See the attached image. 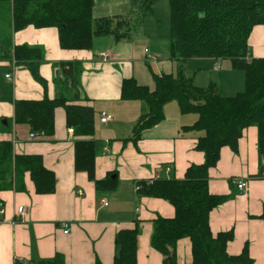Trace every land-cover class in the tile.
Instances as JSON below:
<instances>
[{
  "label": "crops",
  "instance_id": "obj_1",
  "mask_svg": "<svg viewBox=\"0 0 264 264\" xmlns=\"http://www.w3.org/2000/svg\"><path fill=\"white\" fill-rule=\"evenodd\" d=\"M102 1H95L94 26L102 19L113 20V27L118 21H128L136 5H141L140 0L139 4L137 0H112L102 6ZM7 31V36L0 34V141H12L17 155L41 156L45 167L56 174L57 189L53 194H38L30 173H26L25 191L0 192L4 205L0 214V264H37L57 254L64 255L67 264H95L97 259L112 264L116 233L133 227L135 221L140 223L137 264H165L164 256L152 247L153 221L175 217V208L163 199L140 196L138 183L183 180L189 167L205 162L204 153L196 150L198 137L204 133L186 131L185 127L196 123L197 115L182 114L178 103L172 101L163 108L165 119L135 138L134 128L149 109L143 101L124 100L122 83L134 78L140 85L153 88L155 75L175 74L174 64L184 68L189 61L210 60L214 65L227 64L218 87L226 96L234 97L245 91L244 73L230 61L213 59L164 64L159 56H151L149 49L136 53L128 40L117 41L112 34L96 36L90 50H66L60 45L56 28L29 26L13 32L7 27ZM25 45L42 49L39 69L44 85L14 60V47ZM249 47V59L264 58V25L253 28ZM76 62L81 64V73L75 89L68 84L61 64ZM216 71L222 74V68ZM8 74L11 79L6 78ZM192 79L197 87L204 88L198 75ZM60 96L80 98L69 103L93 107L96 178H110L111 185L98 190L86 172L75 170V141L79 137L67 127L64 107L56 109L55 130L49 138L31 140L28 128L16 125V101ZM103 112L112 115L111 122L101 123ZM258 135L256 126L247 128L238 151L222 148L219 162L209 170L210 193L230 196L211 212L209 222L215 236L234 232V240L227 245L229 255L238 256L248 248L253 264H264V221L258 218L264 210V158L259 155ZM238 180L247 182L245 192L238 191L234 183ZM20 207L26 209L23 219L17 214ZM63 223L70 224L68 234ZM176 257L177 264L192 262L190 238L178 242Z\"/></svg>",
  "mask_w": 264,
  "mask_h": 264
},
{
  "label": "trees",
  "instance_id": "obj_2",
  "mask_svg": "<svg viewBox=\"0 0 264 264\" xmlns=\"http://www.w3.org/2000/svg\"><path fill=\"white\" fill-rule=\"evenodd\" d=\"M96 0H0V27L18 32L29 26L37 29L56 28L60 45L66 50H90L96 36L112 34L117 41L130 40L128 21L102 19L93 25ZM157 0H142L144 16L152 11ZM171 9L170 58L183 63L193 59L230 61L245 75V91L226 96L215 84L200 88L186 76L181 66L177 74L155 75L153 88L140 85L134 78L122 83L124 100L143 101L148 114L134 128V137L161 123L165 104L176 101L182 114H198L199 120L186 131H202L196 150L204 153L202 165L188 168L183 180L160 179L138 183L137 193L159 198L175 208V217H157L152 247L164 256L165 264H177L176 247L180 240L190 238L193 259L190 264H253L248 248L238 255H229L227 245L234 232L213 235L210 214L227 202L229 195H212L209 191V170L220 160L221 150L238 151L243 132L256 126L259 131V155L264 158V58L249 59V37L255 26L264 25V0H169ZM1 31V29H0ZM7 47V46H6ZM13 57L29 70L34 80L45 84L40 74L42 49L31 46L14 47ZM63 75L71 88H78L80 63H62ZM77 99L60 96L53 100H19L15 103V123L25 126L30 134L49 138L55 130V112L66 111L67 127L79 137L75 141V170L86 172L89 180L101 190L110 178L97 180L95 163V111L89 105L70 104ZM88 101V100H86ZM85 101V102H86ZM30 173L36 192L53 194L57 189L55 172L45 167L38 155H17L12 141H0V192L25 191L24 177ZM111 185V184H110ZM264 221V210L258 217ZM116 233V255L112 264H137L140 223ZM37 264H67L64 255ZM95 264H103L96 260Z\"/></svg>",
  "mask_w": 264,
  "mask_h": 264
},
{
  "label": "rangeland",
  "instance_id": "obj_3",
  "mask_svg": "<svg viewBox=\"0 0 264 264\" xmlns=\"http://www.w3.org/2000/svg\"><path fill=\"white\" fill-rule=\"evenodd\" d=\"M112 0H103L100 5H108ZM141 5H136L134 12L129 16V22L133 23V26L129 27L130 35L132 38L128 40L129 45H133L135 52L141 54L145 52V49L150 50L151 56H159L162 62L165 64L172 63L170 56V29H171V9L169 0H157L153 6L152 11L148 15L144 16V10ZM139 4V0H137ZM0 34L7 36L9 31L7 27L2 25L0 27ZM174 64V63H173ZM222 68V74L216 71L217 64L214 65L210 60H193L185 64L183 71L191 78H195L196 75L202 81V87L208 88L211 84H216L221 86L222 76L226 73L227 64H219ZM180 66L174 64V72L178 73ZM197 115V121L199 120V115ZM191 116V117H192Z\"/></svg>",
  "mask_w": 264,
  "mask_h": 264
},
{
  "label": "built area",
  "instance_id": "obj_4",
  "mask_svg": "<svg viewBox=\"0 0 264 264\" xmlns=\"http://www.w3.org/2000/svg\"><path fill=\"white\" fill-rule=\"evenodd\" d=\"M148 52V51H147ZM220 65L217 64V69L220 70ZM6 78L11 79V74H8L6 76ZM113 119L112 115L108 112H103L101 114V123H109L111 122ZM38 138H40L39 134L37 133H31L30 134V139L31 140H37ZM170 169H168L169 171ZM261 178H264V171L261 173ZM237 189L239 192H245L247 189V182L245 180H238V181H234ZM3 209H4V205L2 202H0V214L3 213ZM18 216L21 217L22 219L24 218L25 214H26V209L24 207H20L18 209L17 212ZM63 229H64V233L68 234L70 232V224L69 223H63Z\"/></svg>",
  "mask_w": 264,
  "mask_h": 264
},
{
  "label": "water",
  "instance_id": "obj_5",
  "mask_svg": "<svg viewBox=\"0 0 264 264\" xmlns=\"http://www.w3.org/2000/svg\"><path fill=\"white\" fill-rule=\"evenodd\" d=\"M6 122V121H5Z\"/></svg>",
  "mask_w": 264,
  "mask_h": 264
}]
</instances>
